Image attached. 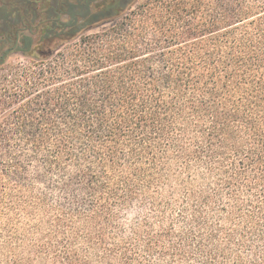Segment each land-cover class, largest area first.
Masks as SVG:
<instances>
[{"label": "trees", "instance_id": "1", "mask_svg": "<svg viewBox=\"0 0 264 264\" xmlns=\"http://www.w3.org/2000/svg\"><path fill=\"white\" fill-rule=\"evenodd\" d=\"M0 264H264V0H0Z\"/></svg>", "mask_w": 264, "mask_h": 264}, {"label": "rangeland", "instance_id": "2", "mask_svg": "<svg viewBox=\"0 0 264 264\" xmlns=\"http://www.w3.org/2000/svg\"><path fill=\"white\" fill-rule=\"evenodd\" d=\"M20 61H24V58L20 55L14 54L10 57V59H8L7 66L11 64H15L16 62H20Z\"/></svg>", "mask_w": 264, "mask_h": 264}]
</instances>
